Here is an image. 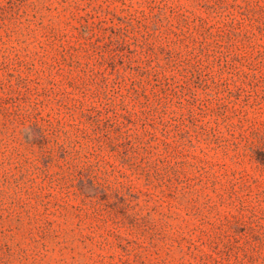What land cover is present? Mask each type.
I'll list each match as a JSON object with an SVG mask.
<instances>
[{"label": "rangeland", "instance_id": "1", "mask_svg": "<svg viewBox=\"0 0 264 264\" xmlns=\"http://www.w3.org/2000/svg\"><path fill=\"white\" fill-rule=\"evenodd\" d=\"M0 264H264V0H0Z\"/></svg>", "mask_w": 264, "mask_h": 264}]
</instances>
